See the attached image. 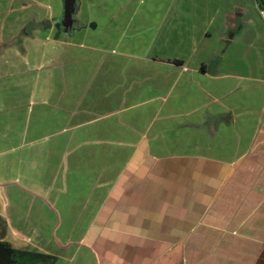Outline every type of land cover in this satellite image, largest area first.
Masks as SVG:
<instances>
[{
    "label": "crops",
    "instance_id": "0c3cea01",
    "mask_svg": "<svg viewBox=\"0 0 264 264\" xmlns=\"http://www.w3.org/2000/svg\"><path fill=\"white\" fill-rule=\"evenodd\" d=\"M67 1L0 0V237L56 264H264L259 0H78L61 30Z\"/></svg>",
    "mask_w": 264,
    "mask_h": 264
},
{
    "label": "trees",
    "instance_id": "16d2710c",
    "mask_svg": "<svg viewBox=\"0 0 264 264\" xmlns=\"http://www.w3.org/2000/svg\"><path fill=\"white\" fill-rule=\"evenodd\" d=\"M264 8V0H259ZM48 24V22H45ZM61 30L67 29L68 18L66 10L63 17L57 21ZM57 258L50 254L41 253L30 249H17L8 241L0 237V264H56Z\"/></svg>",
    "mask_w": 264,
    "mask_h": 264
},
{
    "label": "water",
    "instance_id": "95a60500",
    "mask_svg": "<svg viewBox=\"0 0 264 264\" xmlns=\"http://www.w3.org/2000/svg\"><path fill=\"white\" fill-rule=\"evenodd\" d=\"M78 0H68L65 5V10L68 18V23L66 24L68 27L73 23V17L77 9ZM73 25V24H72Z\"/></svg>",
    "mask_w": 264,
    "mask_h": 264
},
{
    "label": "built area",
    "instance_id": "2783aa9c",
    "mask_svg": "<svg viewBox=\"0 0 264 264\" xmlns=\"http://www.w3.org/2000/svg\"><path fill=\"white\" fill-rule=\"evenodd\" d=\"M261 14L264 15V10L261 11Z\"/></svg>",
    "mask_w": 264,
    "mask_h": 264
},
{
    "label": "rangeland",
    "instance_id": "374dc122",
    "mask_svg": "<svg viewBox=\"0 0 264 264\" xmlns=\"http://www.w3.org/2000/svg\"><path fill=\"white\" fill-rule=\"evenodd\" d=\"M78 5H79V1L77 2V7H78Z\"/></svg>",
    "mask_w": 264,
    "mask_h": 264
}]
</instances>
